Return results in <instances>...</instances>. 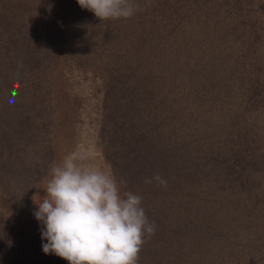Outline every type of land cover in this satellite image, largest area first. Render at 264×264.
Returning <instances> with one entry per match:
<instances>
[{
  "label": "rangeland",
  "instance_id": "1",
  "mask_svg": "<svg viewBox=\"0 0 264 264\" xmlns=\"http://www.w3.org/2000/svg\"><path fill=\"white\" fill-rule=\"evenodd\" d=\"M138 3L130 19L100 21L77 0H0V28L22 39L0 69V264H68L43 252L33 213L50 165L73 152L142 197L156 232L138 264H264V0ZM175 71L202 79V101L180 104L196 117L172 138L199 151L180 184L138 142L153 130L144 110L121 100L131 85L156 110L150 90L162 97ZM157 173L166 188L144 182Z\"/></svg>",
  "mask_w": 264,
  "mask_h": 264
},
{
  "label": "clouds",
  "instance_id": "2",
  "mask_svg": "<svg viewBox=\"0 0 264 264\" xmlns=\"http://www.w3.org/2000/svg\"><path fill=\"white\" fill-rule=\"evenodd\" d=\"M77 3L100 21L130 19L141 10L138 0ZM88 160L86 152H73L50 165L46 195L33 213L47 241L42 250L68 264H138L146 239L156 232L155 222L149 221L140 195L122 190L126 181ZM153 181L167 187L158 173L144 182Z\"/></svg>",
  "mask_w": 264,
  "mask_h": 264
},
{
  "label": "trees",
  "instance_id": "3",
  "mask_svg": "<svg viewBox=\"0 0 264 264\" xmlns=\"http://www.w3.org/2000/svg\"><path fill=\"white\" fill-rule=\"evenodd\" d=\"M12 27L11 24H8L5 22V25L0 28V31L2 32V44L3 46L0 48L2 49L7 56L3 57V59H0V69H6L13 61H11L14 58L21 57V54L17 57H11L12 51L17 50L19 48L18 46L21 44L22 39L19 36L20 41H14L15 39H11V31L10 28ZM13 33V32H12ZM15 33H21L23 35V31L18 28ZM41 33V32H40ZM14 34V33H13ZM23 38V37H22ZM26 39H32L30 36L25 33ZM40 38H42V34L40 35ZM33 40V39H32ZM53 43V41H52ZM47 48V46H46ZM49 49V48H48ZM21 51V50H20ZM16 61V60H15ZM173 65L175 61H172ZM178 66V61L176 60V64L174 67ZM197 80L193 81V79H189L186 76L181 75L177 71L174 72L173 76L171 77V82L174 86H172L170 83H166L169 88L166 89V91H163V89H160L162 91V97L160 93L152 87L150 90V99L153 103L156 104V110H147L144 99L146 96L143 94L137 93V96L132 94L128 86L126 85V90H124L121 94V100L125 104H133L135 103V106L140 109L144 110L142 111L143 116L142 119H140V124L142 127L147 128H153V130L147 131L145 134H142V136L138 139V142L141 144V146L148 152L149 155L158 154V158L160 157V161L165 162L166 171L163 173L170 174V177L172 179V182L180 184L181 180L184 178L185 173H190V171L193 169L192 160L194 158V154H197L199 151H186L190 147H194V142L192 143H184V144H175L172 138L176 137L177 134V124L185 122L186 119L195 118L196 112L193 110H186L184 113L180 111V104L184 101H191L196 100V102L202 101V79L197 76ZM186 80V85L181 84V81ZM6 80V79H5ZM126 84V83H125ZM153 90V93L151 91ZM146 93V92H145ZM164 95V98H163ZM141 97L138 98V97ZM164 99V100H162ZM127 101V102H126ZM129 106V105H128ZM146 111L148 113H146ZM189 112L191 116L185 117V113ZM157 128H169L168 130H162L157 131ZM156 130V131H155ZM200 145L202 146V140ZM176 146V147H175ZM180 150H179V149ZM145 152V151H144ZM149 165V164H148ZM148 165H144V171L146 172L148 169ZM160 170H163L162 168ZM200 177V180H202V169L198 172ZM186 188V185H183L181 189L178 187L177 184H173V192L175 195H179L182 190ZM172 192V194H173ZM202 202L201 197H193V201H200ZM189 227V226H188ZM190 229V227H189ZM191 231V229H190Z\"/></svg>",
  "mask_w": 264,
  "mask_h": 264
}]
</instances>
